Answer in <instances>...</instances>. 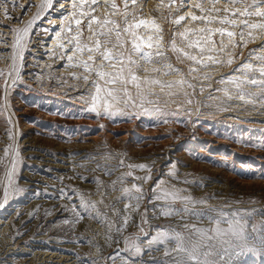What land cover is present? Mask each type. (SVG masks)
Instances as JSON below:
<instances>
[{
  "label": "rangeland",
  "instance_id": "374dc122",
  "mask_svg": "<svg viewBox=\"0 0 264 264\" xmlns=\"http://www.w3.org/2000/svg\"><path fill=\"white\" fill-rule=\"evenodd\" d=\"M45 2L6 0L0 5V264H153L154 257L163 258L161 252L143 251L138 256L129 249L137 238L146 241L158 228L175 223L174 218L160 216L159 208L149 202L158 180L164 181L162 187L174 183L192 198L226 212L255 210V220L264 221V100L246 96L249 102L240 101L234 84L217 83L244 63L250 52L264 55L260 51L264 31H254L255 39L246 37L241 47L232 50L233 56L227 51L219 54L222 63L208 68L194 65L170 47L171 33L177 29L222 27L190 18L176 25L179 15L189 12L216 14L202 13L194 7L196 3L205 10L241 5L225 0L215 4L191 0V7L188 0L183 7L180 0L174 4L172 0H136L131 5L129 0V16L135 13L138 19L154 22L147 30H137L138 34L161 37L167 57L164 64L139 61L141 69L135 74L162 83L184 78L195 91L187 84L163 91L157 85L152 89L155 95L139 97L130 85L137 103L114 104L116 114L109 118L85 111L91 107V81L96 77L83 67L87 53H74L68 43L76 33L75 19L83 20L81 27L87 19L79 16V8H72L71 0H53L51 8H42ZM114 2L119 5L115 14L113 0H97L92 6L95 12L89 14L120 20L125 14L123 0ZM224 15L219 12L220 17ZM33 20L27 36L16 31ZM68 24L70 33L65 31ZM230 30L240 32V28ZM224 42L228 43L226 38ZM234 43H240L238 36ZM176 44L183 48V39L177 36ZM68 55L74 59L68 60ZM190 67L197 72L190 74ZM153 68L160 71L152 72ZM205 74L210 78L203 79ZM245 87L249 92L261 91ZM217 88L228 91H214ZM141 102L154 109L150 116L144 115ZM104 107L102 100L98 108L102 112ZM139 164L148 167H128ZM170 172L178 179L173 180ZM146 176L151 179L144 180ZM135 185L142 188L144 199L139 211L126 210L127 204L136 201L126 198L123 190ZM88 201L97 207L85 214L81 205ZM246 264H264V257L249 255Z\"/></svg>",
  "mask_w": 264,
  "mask_h": 264
},
{
  "label": "snow or ice",
  "instance_id": "6c2138e0",
  "mask_svg": "<svg viewBox=\"0 0 264 264\" xmlns=\"http://www.w3.org/2000/svg\"><path fill=\"white\" fill-rule=\"evenodd\" d=\"M6 0H0V5H3ZM173 4L176 0H172ZM219 0H212L215 4ZM53 0H46L41 7H52ZM131 5L136 4V0H130ZM191 7V0H188ZM226 4L241 5V7H231L223 9L211 8L205 10L202 3H196L195 8L202 13H216L215 15H195L189 12L187 16L179 15L175 20L176 25H181L187 19L192 21H200L205 25L219 23L222 27H200L198 29L185 28L183 31L179 29L172 31L170 47L173 52L186 57L194 65L208 68L212 65H219L222 61L218 58L219 54L228 52L229 56H233V49L241 47L245 38L255 39L254 31H264V0H225ZM97 4V0H71L73 9L79 8V16L87 19V24H83L80 18L75 19L76 33L70 36L68 43L73 45V52L87 53V59L84 60L83 67L90 74H94L96 79L91 81L94 88V95H91V107L85 111L93 112L97 117L106 115L112 118L116 112L114 104L118 102L127 103L132 101L133 106L137 103L134 100L133 92L130 85L135 88V95L145 97L155 95L152 90L154 86H160L161 91L167 87L169 89L176 85L183 87L187 84L188 88L195 91V86L182 78L179 81L162 83L155 78H142L135 74L137 69H141L139 61L149 63H161L167 59L166 54L162 51L161 37H154L151 34L140 35L139 29L145 28L153 21L146 19H138L135 13L129 16L128 7L129 0H123L125 14L120 20L110 18H98L95 15H90L89 12H95L92 7ZM185 0H180V6L183 7ZM87 5V7H85ZM113 13L119 8L114 0L111 4ZM226 13L223 17L219 16V12ZM5 15L8 11L4 9ZM253 18H256L253 21ZM67 19V17H63ZM35 21H30L28 27L22 30L25 36L28 35V28ZM227 26V27H224ZM240 28L237 33L234 30ZM85 30L87 35H84ZM48 31V30H45ZM66 32H72V25L68 24ZM183 39L184 47H177L176 37ZM219 36V40L214 37ZM237 36L240 43H234ZM130 37V39L128 38ZM225 38L228 43L225 44ZM64 47V45H60ZM185 49L194 50L190 52ZM261 52H264V44L261 45ZM135 57V58H134ZM68 60H73L74 55H68ZM259 61V63H256ZM227 63H233V59H228ZM166 68L171 69L172 66L165 64ZM110 69V70H108ZM179 72V69H172ZM196 67H190L189 73H196ZM159 69L153 68L152 72H159ZM2 74V73H0ZM167 74V73H166ZM208 75H204L203 79H209ZM85 81L89 80V76H83ZM102 82V83H101ZM219 84L231 83L235 85L236 96L240 101H245V97H256L259 100H264V55L258 51L249 53L248 59L234 69L231 75L223 76L217 81ZM245 86H252L260 89L259 92H249ZM210 87V85H209ZM203 92V86L200 88ZM214 91H225L228 89L217 88ZM104 96H101V93ZM178 93H170L176 95ZM187 95V93H185ZM210 98H214L211 97ZM231 99V96L228 97ZM103 100L105 107L101 112L98 105ZM191 103V100L188 101ZM249 102V101H245ZM148 103H152L151 100ZM140 107L144 111V115L150 116L154 109L147 108L141 102ZM121 115L124 113L121 112ZM139 115V113H137ZM131 118V117H130ZM9 135H11L9 133ZM8 149H5L7 156ZM123 166V161L120 162ZM15 162H13V168ZM130 168L146 169L148 166L144 164L128 165ZM111 174V173H109ZM124 176H131V173H125ZM169 176L173 180H177V174L170 172ZM134 179H141L135 177ZM144 180L151 179L150 176L143 177ZM99 183V182H98ZM188 183V181H183ZM163 180H158L151 189L153 196L150 203H155V206L160 210V216L174 218L175 223L167 228L160 227L154 235H151L146 241H141L137 238L132 249L138 256H142L143 251H157L162 253V259L153 258V264H246V257L249 255L260 254L264 257V221L255 220V210L251 212L245 211L241 213L239 210L235 212H226L221 208L208 204L207 201L197 200L187 195V189L178 188L176 184L170 187H162ZM159 189V191H158ZM126 198L129 200L135 199L136 204L131 203L126 205V210L131 208L139 211L140 201L144 199L142 188L135 185L133 189L125 188L123 190ZM7 199V195H5ZM158 202V203H156ZM2 206V205H0ZM85 209V214L90 209L95 210L96 204L91 201L81 205ZM115 211V209H113ZM147 209H145V212ZM83 218V217H81ZM146 222V221H145ZM128 223L127 216L123 219V224ZM139 227V226H138ZM117 231H121L117 228ZM139 231L144 236H148L142 227ZM129 241L126 239L125 241ZM146 245V248L142 247ZM156 246L155 248L153 246ZM125 264H128L126 261Z\"/></svg>",
  "mask_w": 264,
  "mask_h": 264
},
{
  "label": "bare ground",
  "instance_id": "6f19581e",
  "mask_svg": "<svg viewBox=\"0 0 264 264\" xmlns=\"http://www.w3.org/2000/svg\"><path fill=\"white\" fill-rule=\"evenodd\" d=\"M141 17V16H140ZM141 19H143L142 17H141ZM170 58V57H169ZM176 58V57H175ZM180 58V57H179ZM200 67V66H199ZM201 69V68H200ZM181 91L182 92H184V91H186V90H183V89H181ZM188 92V91H187Z\"/></svg>",
  "mask_w": 264,
  "mask_h": 264
}]
</instances>
